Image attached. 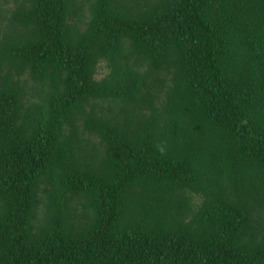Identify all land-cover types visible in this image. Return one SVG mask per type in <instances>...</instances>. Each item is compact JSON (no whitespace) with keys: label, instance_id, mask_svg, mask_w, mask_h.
<instances>
[{"label":"trees","instance_id":"1","mask_svg":"<svg viewBox=\"0 0 264 264\" xmlns=\"http://www.w3.org/2000/svg\"><path fill=\"white\" fill-rule=\"evenodd\" d=\"M0 264H264V0H0Z\"/></svg>","mask_w":264,"mask_h":264},{"label":"rangeland","instance_id":"2","mask_svg":"<svg viewBox=\"0 0 264 264\" xmlns=\"http://www.w3.org/2000/svg\"><path fill=\"white\" fill-rule=\"evenodd\" d=\"M105 71H106L105 63L104 62H100L99 66H98V72H97L96 76L100 77Z\"/></svg>","mask_w":264,"mask_h":264}]
</instances>
